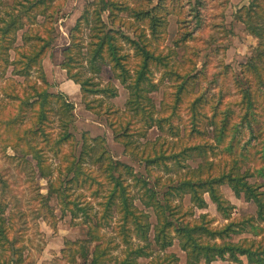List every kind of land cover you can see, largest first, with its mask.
Here are the masks:
<instances>
[{
	"label": "rangeland",
	"instance_id": "1",
	"mask_svg": "<svg viewBox=\"0 0 264 264\" xmlns=\"http://www.w3.org/2000/svg\"><path fill=\"white\" fill-rule=\"evenodd\" d=\"M152 1L156 6L162 0ZM165 1L166 11L169 12L166 15V27L150 44L156 56L162 55L165 59L163 63H156L154 59L149 61L144 79L137 89L132 88V93L129 87H133L138 77L137 71L142 59L136 55L129 42L119 41L123 53L130 55L126 83L121 81L122 77H117L108 63L103 66L100 62L93 63V69L89 65L90 31L99 18L95 14L99 0H42L39 3L37 0H0V17L8 21L10 18L6 13H17L21 7L20 2L27 7L33 3L30 12L21 13L19 21L22 24L29 23L38 16L36 28L44 31V35L50 39V45L44 51L42 66L49 83L48 91L54 98L51 97L49 104L44 106V115L48 117L44 122L37 121L39 98L29 99L34 85L47 89L39 80L40 75L33 70L30 78L14 76L11 67L5 75L10 80L7 83L6 79L3 81L0 71V208L4 210V219L8 220L6 223L9 226L5 248L9 246L18 253V257L21 256L20 264H91L93 251L98 245L106 249L99 257L98 264H122L128 252L135 249V245L143 246L147 243L135 233V225H131V222L130 240L126 242L117 236L115 228L118 223L122 224V212L118 204L111 207L110 214L104 217L105 221L98 233L102 239L89 242V228L103 214L99 204L106 200L113 186L112 181L105 177L106 174L100 176L101 165H94L88 160L83 163V168L85 173L95 172L100 177L98 182L101 186L91 184L99 198L93 197L91 191L83 185V179L80 178L76 185L72 183L75 170L70 164L73 161L77 164L80 159L84 135L90 139H101L100 147L107 152L106 156L133 170L132 178L128 175L124 178L125 187L129 199L148 216L150 231L147 250L153 255L149 259L139 258L136 264H156L161 261L175 264L172 258L166 260L165 255H176L178 264L187 263V253L177 237L167 251L159 250L154 242V228L158 224L159 215L153 208L143 206L141 199L150 197V191L155 186L154 191L159 200L164 202L166 196L170 199L172 207L171 211H167V216L175 222V226L178 227L180 221L192 222L206 215L212 228H221L229 221L209 195L204 196L207 206L200 209L193 203L191 195L182 189H175L178 184L173 180L184 178L185 175L188 178L194 176L195 180L218 176L224 170L228 172L232 169L233 160L238 161L243 171L250 167L252 173L253 168L258 166L256 159L260 164L264 163V133L256 142L247 146L250 136L248 130L244 129L243 134L234 139L237 155L228 152L233 141L230 129L238 121L237 118L245 114L240 104L242 90L252 80L251 71L247 69L244 75V68L253 57L260 64L264 63L261 57L264 37L263 40L258 39L244 23L237 20L238 11L248 7L251 0ZM106 3L114 12L115 9L138 7L141 0H106ZM101 18V22L98 20L99 25L103 22L108 29L115 30V16L111 18L109 12H106L101 13ZM117 21L121 22L117 28L123 27L120 30L124 32L127 31L125 25L132 29L145 26L143 22H130L127 14L119 16ZM262 22L258 21L256 29H264ZM72 32L75 41L81 42V46L86 48L83 50L84 57L81 56L83 59L78 55L72 58L70 54L72 60H66V51L72 43ZM23 33L18 34L17 48L23 46ZM127 34L132 40L133 34L128 31ZM34 49V45L30 47L33 52ZM2 54L3 50L0 51L1 57ZM11 54L14 57V53ZM66 64L71 68V74L86 81L88 89L96 91L97 95L87 93L84 97L81 87L69 80L67 71L63 69ZM98 68L102 69L97 74ZM184 81L185 90L180 95L181 101L176 103L179 85ZM199 97L201 100L197 104ZM256 99L254 105L258 106L253 109L256 113L254 118L264 120V93H257ZM66 102L72 103L74 107L73 117L67 125L73 140L57 143L63 128L61 108ZM194 104L197 106L193 107ZM229 110L233 123L227 125L225 142L218 147V130L223 126L222 119L228 116L226 113ZM16 114L19 116L15 121L18 123L16 129L32 132V135L39 137L38 142L43 141V136L48 133L52 135L50 147L44 149L43 143L39 147L44 149V166H49V170H44L53 173L50 177L52 183L67 190L70 196L67 200L72 205L65 210L66 213L57 196L48 197L50 178L40 176L37 160L21 153L25 143L19 152L9 147L15 138L9 132L11 127L6 124ZM156 124L162 125V132ZM175 134H179L178 139ZM242 146L246 147V151L242 150ZM202 147L204 151H201ZM161 151L166 152L165 157L160 155ZM153 153L159 159L158 163L148 165L145 159L148 155L153 157ZM256 178L255 174L254 178L248 180L255 183ZM214 186L227 201L223 205L226 211L223 212L232 214L230 221L238 220L241 223L256 216V207L246 201L243 195L237 197L227 184L219 182ZM228 203L235 209H231ZM76 211L77 215L73 216L71 212ZM232 239L234 242L261 240L251 233L234 235ZM83 251L89 252L88 257L83 258ZM8 254V251L5 252V255ZM241 260L243 264H249L246 258ZM213 264L228 263L217 261Z\"/></svg>",
	"mask_w": 264,
	"mask_h": 264
},
{
	"label": "trees",
	"instance_id": "2",
	"mask_svg": "<svg viewBox=\"0 0 264 264\" xmlns=\"http://www.w3.org/2000/svg\"><path fill=\"white\" fill-rule=\"evenodd\" d=\"M40 1L42 0H37V3ZM107 3L106 0H99L95 14L99 17V22L102 21L101 13L109 12L111 18L115 16V21H113L115 30L108 29V26H106L103 22L99 25L98 20H95V27H93L90 31L92 34L90 35L91 44H89L90 49L88 50L90 52L89 65L91 66V69H93L95 68L93 63L100 62L101 66L108 63L114 72L117 73V77L119 79L122 77L121 81L126 83V77L129 73L127 69V61L130 55L123 53V46L120 45L119 41L123 40L125 42H129L131 46L134 47L136 55L140 57V60L142 59L141 66L137 71L138 77L135 79L133 87H129L132 92V88L137 89L141 81L144 79L146 75V68L148 67V64H150L149 61H153L154 59V62L156 63H163V60L165 59L162 55L156 56V53L150 49V44L154 39H157L160 36L162 30L166 27V15L169 13L166 11V1H159V4L154 6L152 0H141L138 7H127L126 10L115 9L114 12L108 8ZM20 5V10L17 13H11V11L6 13L7 17L10 18V21L6 20V18L3 19L0 17V51H4L2 57L0 55V60L2 61V65L0 64V71L2 73L1 77L4 81L6 79L5 75L7 74L8 69L11 67L13 69L12 75L23 78H30L33 73L32 71L35 70L40 75L39 80L47 88L49 83L43 70L42 61L44 51L50 45V39L44 35V31L42 32L40 29L36 28L38 25V16H36L34 20L29 23L22 24V22L19 21L21 13L30 12V9L34 6V4L30 3L29 7H27V5L20 2ZM124 14L128 15L130 22L133 21L134 24L135 22H143L145 25L144 28L136 29H132L130 26L125 25V29L129 33L133 34L132 40L127 37V31L124 32L125 30H120L124 29L123 27H120L119 29L117 28L123 21L120 18L121 22L118 23L119 21H117V19L119 16ZM237 20L244 23L248 27L250 33L258 39L263 40L264 29L256 28L258 26V21H263L262 26H264V0H251L248 7L246 6L238 11ZM22 31H24L22 36L23 46L17 48L18 34ZM120 36H122V38ZM71 37H73L72 43L66 51V60H72L73 55L84 57L83 50L86 49L85 46L83 45V48L80 44L81 42L75 41L73 32ZM33 45L35 47L34 52L30 50V47H33ZM11 53H14V57H12ZM261 53V57L264 61V51ZM70 54L72 55V58L70 57ZM63 69L67 71L69 76L68 78L81 87V92L84 97L87 93H95V95H97L96 91L93 92L88 89L86 81H83L77 76L71 74V68L67 66V64L63 66ZM101 69L102 68H98L96 73H101ZM247 69L252 73V80H249L246 84L247 87L245 85L246 88L242 90L243 93L240 104H242L243 113L245 114L241 118H237L238 121H236L230 129L233 135V141L231 142V146L228 147V152H231V155H237L235 153L237 151V149H235V144L237 143L234 142V139L242 135L244 129L248 130L250 136L246 143L247 146L253 141L256 142L260 135L264 133V120L255 119L254 117L256 113L253 112L254 107L258 106L254 105V103H256L255 100H257V93L262 95L264 93V63L260 64L257 58L253 57L246 64L244 68V75H246L245 72L248 71ZM119 71L121 74H118ZM9 81V79L5 80L7 83ZM184 86L185 81L179 85L176 103L181 101L180 95L185 90ZM31 92L32 94L29 95V99L38 97L40 100L37 121L39 123L44 122L45 119H48V117L44 115V106L45 104H49V99L51 97L54 98V96L49 93L48 88L43 89V87L38 86V84L31 87ZM132 93H134V91ZM112 95H114V92ZM200 100L201 97L197 100V104ZM0 106L2 108V104ZM196 106L197 105L193 107ZM193 107L192 113L194 116L195 112ZM61 109L63 113V128L58 135L57 143L73 140V137L68 132L69 130L67 127L70 119L73 117V104L66 102L63 104ZM226 114L228 116H225L224 119H222L223 126L219 128V134H217L218 147L223 145L225 142L227 125H231L233 123L232 118L229 117V115H231V111L229 110ZM17 117L19 116L16 114L10 119L11 122L6 124L7 127H11L9 132L12 133L11 135L15 138L13 140V144L9 147H11L14 151L19 152L21 145L25 143V148L20 150L21 153L24 156L31 155L33 159L37 160L40 176L43 178H50L53 173L45 171L49 170V166H44L45 160L43 158V151L50 143H52V135L48 133L47 136H43V141L45 142H38L39 137L35 134L32 135V132L27 133L28 131L26 129H23L22 131L19 128L16 129L18 123L15 121ZM214 121H216V119H214ZM155 126L161 132L163 131L162 125L156 124ZM174 136L177 139L179 138V134H175ZM83 139L84 141L80 159L77 164L76 162L74 163V161L70 164L71 168H74L75 170L72 183L76 185L80 178L83 179V185H86V187L91 191L93 197L99 198V195L95 192L93 186H101V183L98 182L100 177L96 176L95 172L87 171L85 173L86 170L83 168V163L88 160L94 165H101L102 168L100 170V176L106 174L105 177H107V180L112 181L111 184L113 186V188L109 191L106 200L103 198L104 201L99 204L103 208V214L102 216L100 214V217L97 218L95 225L89 228V242L92 243L102 239L98 236V233L105 221L104 217H107V214H110L109 210L111 207H116L118 204L120 208L119 211L120 213L122 212V224L118 223L115 228L117 236L128 242V240H130L129 237H131V222V225H135L133 228L135 229V233L147 242L146 245L143 246L135 245V249H131L130 252H128L127 259H125L122 264H136V261L139 258H153L151 252L147 250V248H149L148 237L150 231V226L147 224L148 216L135 206L133 200L129 199V192H127V187H125L126 182L124 178L128 176L131 177V171L133 170L129 166L123 165L121 162L114 160L110 156H106L107 152L100 147L101 139H90L87 135H84ZM88 139L91 140V145L89 144ZM41 143L45 145L44 149L39 147ZM263 149L264 148H262V154L264 153ZM242 150L246 151V147L244 146ZM201 151H204L203 147L201 148ZM257 153H259V150ZM153 155V157L151 155L146 157L145 161H147L148 165L154 162L156 164L158 163L159 159L156 157V154L153 153ZM160 155L165 157L166 152L161 151ZM233 161L234 166L232 165V169L228 172L224 170L218 176L211 175L206 179L200 178L199 180H195L194 176L188 178V175H185L184 178L181 177L173 180L177 181L178 184L175 189H182L191 195L193 203L200 209L207 206V201L204 196L205 194H208L212 202L217 205L218 210L221 211V213H223L225 218L229 221L228 224L222 226L221 228H212L211 222L207 219L206 215H203L199 220L192 222L180 221L179 226H175V222L170 220V216H167V211H171L172 203L167 196L164 198V202L157 198V192H155L156 186L154 187L155 191H150V197L146 196L141 199L143 206L146 208H153L157 215H159L158 224L154 228V242L159 250L167 251L174 245L177 237V239L181 241L182 249L187 253L186 264H201L202 262H205V264H213L217 261L227 262L228 264H243V260H241V258H246L249 264H264V191H262L264 188V163L260 164L256 159L258 166L253 168L252 173L250 167L243 171V168L238 166V161ZM210 166L213 165L210 164ZM255 174L257 175V182H249L248 179L254 178ZM130 177L129 179L132 178ZM49 181L51 183V187L49 189L48 197H52L54 195L57 196L59 202L64 208V212L66 209H70L72 204L67 200L70 197L67 194V190H64L61 186L54 185L51 178ZM219 182L220 184H227L234 191L237 197H241L243 195L246 201L252 203L256 207V216L251 217L246 221L243 220L241 223L238 222V220L230 221L232 220V214L223 212L226 211L223 205L227 203V201L218 194L216 189L217 187L214 186L218 185ZM91 184L94 185L92 186ZM83 185H80V187H83ZM230 207L233 210L235 209L234 206L230 205ZM3 212L4 210L0 208V264H20L22 261L21 256L18 257V253L16 251L14 252L11 247L6 246L5 248V242H7L8 236L7 229H9V226L8 223H6L8 220L4 219ZM76 213L77 211L71 212L73 216L77 215ZM241 233H251V235L261 240L244 239L239 242H234L232 237L234 235H240ZM130 247H132V245H130ZM151 247L152 245L150 248ZM6 249L9 252L8 255H5V252H7ZM105 251L106 249H103L102 245L96 246L93 251V261L91 264H98L99 257ZM87 253L84 251L82 252L83 258L88 257L89 252L87 251ZM170 258L173 259L172 261H174L175 264L179 263V259L176 255H165L166 260H169ZM156 264L165 263L161 261Z\"/></svg>",
	"mask_w": 264,
	"mask_h": 264
},
{
	"label": "crops",
	"instance_id": "3",
	"mask_svg": "<svg viewBox=\"0 0 264 264\" xmlns=\"http://www.w3.org/2000/svg\"><path fill=\"white\" fill-rule=\"evenodd\" d=\"M70 80V79H69ZM71 81V80H70ZM73 82V81H72ZM222 262V261H221ZM214 263H216V262H214ZM227 263V262H226Z\"/></svg>",
	"mask_w": 264,
	"mask_h": 264
}]
</instances>
